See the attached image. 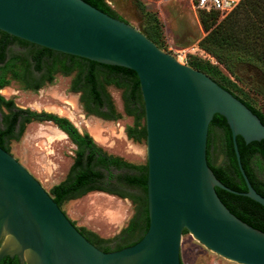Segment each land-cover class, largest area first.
Masks as SVG:
<instances>
[{
	"label": "water",
	"instance_id": "1",
	"mask_svg": "<svg viewBox=\"0 0 264 264\" xmlns=\"http://www.w3.org/2000/svg\"><path fill=\"white\" fill-rule=\"evenodd\" d=\"M0 32L138 78L145 118L148 229L134 245L103 252L39 182L0 147V261L20 264H181L186 230L219 257L264 264V233L242 222L216 188L264 208L241 165L236 138L264 140V125L207 74L163 52L130 24L82 0H0ZM229 128L245 192L224 186L207 163L214 115ZM51 123V122H48Z\"/></svg>",
	"mask_w": 264,
	"mask_h": 264
},
{
	"label": "rangeland",
	"instance_id": "2",
	"mask_svg": "<svg viewBox=\"0 0 264 264\" xmlns=\"http://www.w3.org/2000/svg\"><path fill=\"white\" fill-rule=\"evenodd\" d=\"M118 18L138 29L145 36L155 38L158 48L175 57L180 63L188 65L191 57L213 64L215 60L205 53L199 42L206 36L199 14L189 0H106ZM225 17V16H224ZM224 17L219 16V20ZM30 48L21 47L13 42L8 49V57L19 56ZM189 66V65H188ZM238 79L230 76L240 91L243 100L264 114V75L250 65L236 68ZM6 75L7 83L0 88V97L15 109L29 110L38 114L47 113L68 120L79 134H88L96 146L107 155L127 163L145 167L146 142L141 137L134 141L127 136L135 135L145 127L142 98L133 113L127 112L126 87L104 84L99 76L100 85L109 96L110 106L104 109L107 116L103 119L88 111L87 102L81 101V93L72 91L77 79V71L63 74L55 71L51 80L41 83L37 88H29L18 78ZM9 111L0 105V129ZM138 115V116H137ZM210 159L214 166L225 162L224 136L212 127L209 136ZM8 152L39 182L51 196L53 186L71 177L72 166L77 160L78 147L61 133L52 123L30 120L18 140H10L6 145ZM115 173V172H114ZM259 178L263 174L257 173ZM114 184V180H111ZM134 198L124 199L99 191H91L78 198L69 199L60 206L68 219L86 237L96 235V246L114 250L135 241L139 230H135L125 241L118 240L121 232L134 218L135 208L143 201L140 189L129 191ZM143 217L138 227H143ZM99 239L107 240L101 244ZM182 264H236L219 257L197 242L189 233L182 236L180 245Z\"/></svg>",
	"mask_w": 264,
	"mask_h": 264
},
{
	"label": "trees",
	"instance_id": "3",
	"mask_svg": "<svg viewBox=\"0 0 264 264\" xmlns=\"http://www.w3.org/2000/svg\"><path fill=\"white\" fill-rule=\"evenodd\" d=\"M101 12L120 19L106 0H82ZM206 36L199 42V47L210 55L216 64L191 57L189 66L207 74L222 88L239 99L255 114L264 125V114L243 100L236 91H240L230 76L238 79L236 68L240 65H250L264 75V0H242L240 5L219 20V14L214 12L197 11ZM121 20V19H120ZM0 63H6L0 68V88L4 86L6 75L12 73V78H18L29 88H37L45 80H51L55 71L71 74L77 71V79L72 88L81 93V101L87 102L88 111L103 119H115L107 116L104 109L110 106L109 96L99 82L103 77L104 84H114L117 87H126L127 112L136 111L141 98L137 75L122 67L108 66L78 57L58 53L39 47L15 37L0 32ZM158 45L155 38L147 36ZM16 42L21 47L30 48L19 56L8 57V47ZM8 48V49H7ZM9 115L4 119V126L0 129V147L8 152V141L18 140L24 130V124L30 120L52 121L61 131L67 134L71 142L78 147L77 160L72 166L71 177L51 189V197L60 207L69 199L78 198L91 191H99L115 195L124 199L134 198L130 195L131 189H140L143 201L135 208L134 218L129 222L118 237L125 241L136 229L138 238L123 246L117 245L113 251L120 250L137 243L148 229L147 215V165L139 167L121 159L112 157L99 149L88 134H79L77 129L66 119L47 113H35L29 110L15 109L9 102L0 97ZM139 111V109H138ZM144 111V110H143ZM138 116V115H137ZM214 127L224 136L225 162L221 166H214L210 159V130ZM127 136L134 141L146 137L145 127L135 135ZM241 165L253 189L264 198V140L246 144L242 138H236ZM207 163L214 176L226 187L236 192H245L246 186L237 167L231 135L226 121L220 115H214L208 131ZM115 172V173H114ZM258 172L262 173L259 178ZM114 180V184L111 183ZM216 193L225 207L238 219L250 227L264 233V208L254 201L231 194L216 188ZM143 217V227H138V221ZM79 232L84 235L80 230ZM188 233L186 230L183 234ZM96 235H89L91 243ZM89 241V240H88ZM107 240L99 239L101 244H108ZM95 245V244H94ZM98 247V246H97ZM109 248L104 252H110ZM0 264H20L16 257H5ZM182 264V262H181Z\"/></svg>",
	"mask_w": 264,
	"mask_h": 264
},
{
	"label": "built area",
	"instance_id": "4",
	"mask_svg": "<svg viewBox=\"0 0 264 264\" xmlns=\"http://www.w3.org/2000/svg\"><path fill=\"white\" fill-rule=\"evenodd\" d=\"M196 11L214 12L220 17L227 16L235 10L242 0H189Z\"/></svg>",
	"mask_w": 264,
	"mask_h": 264
},
{
	"label": "flooded vegetation",
	"instance_id": "5",
	"mask_svg": "<svg viewBox=\"0 0 264 264\" xmlns=\"http://www.w3.org/2000/svg\"><path fill=\"white\" fill-rule=\"evenodd\" d=\"M3 36L0 34V39L2 38ZM9 48V47H8ZM7 48V49H8ZM6 61H7V58L4 60V62H1L0 63V68H2L3 66H4V64L6 63ZM0 73H1V71H0ZM47 123L48 122H51L61 133H63L64 135H65V138L67 139L68 138V136H67V134H65L63 131H61L52 121H46ZM2 129V128H1ZM84 237L87 239V240H89V242H91L90 240L91 239H88L85 235H84ZM93 244V243H92ZM94 245V244H93ZM94 246H96V245H94ZM97 247V246H96ZM98 249H100V250H102L103 252H104V249H102V248H100V247H97ZM111 251H113V250H111Z\"/></svg>",
	"mask_w": 264,
	"mask_h": 264
}]
</instances>
